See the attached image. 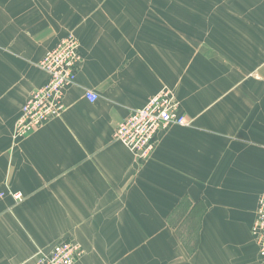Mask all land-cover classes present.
<instances>
[{
	"label": "crops",
	"instance_id": "crops-1",
	"mask_svg": "<svg viewBox=\"0 0 264 264\" xmlns=\"http://www.w3.org/2000/svg\"><path fill=\"white\" fill-rule=\"evenodd\" d=\"M207 1L188 0L185 17L180 0H0V264H36L64 240L85 251L75 264H264L251 234L264 34L201 35ZM70 32L82 62L64 112L15 141L49 79L38 62ZM166 87L191 124L160 132L139 160L116 128ZM180 219L196 225L191 241Z\"/></svg>",
	"mask_w": 264,
	"mask_h": 264
},
{
	"label": "built area",
	"instance_id": "built-area-1",
	"mask_svg": "<svg viewBox=\"0 0 264 264\" xmlns=\"http://www.w3.org/2000/svg\"><path fill=\"white\" fill-rule=\"evenodd\" d=\"M81 62L80 40L73 32L68 33L38 62L39 68L48 74L49 79L44 86L34 90L23 105L13 131L15 141L27 137L64 112L65 93L69 86L75 84ZM86 94L92 102L98 98L91 90H87ZM190 124L188 117L180 112L175 92L166 87L121 122L116 128L115 138L126 145L139 160L147 161L155 149L160 132L171 125ZM4 196L5 193L0 192V198ZM14 197L21 200L23 195L19 192ZM251 234L264 260V190L258 201ZM84 253L80 244L64 240L56 243L49 251L38 252L35 258L36 264H75Z\"/></svg>",
	"mask_w": 264,
	"mask_h": 264
},
{
	"label": "rangeland",
	"instance_id": "rangeland-1",
	"mask_svg": "<svg viewBox=\"0 0 264 264\" xmlns=\"http://www.w3.org/2000/svg\"><path fill=\"white\" fill-rule=\"evenodd\" d=\"M194 1L198 2L199 0ZM180 2L181 14L184 13L187 17L188 10L187 8L183 9V6H188V0H180ZM206 3L205 6L196 5V17L201 20L196 31L208 39L220 36L238 35L246 37L249 34H264V0H209ZM219 5L223 7L219 9ZM152 12L149 11V13ZM184 27L186 26H181V29ZM179 221L180 229L187 231L183 236L190 237L191 241L192 235L190 233L196 229V225L187 220L180 219Z\"/></svg>",
	"mask_w": 264,
	"mask_h": 264
}]
</instances>
